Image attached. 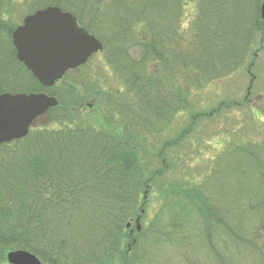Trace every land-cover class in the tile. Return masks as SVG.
Here are the masks:
<instances>
[{"label":"trees","instance_id":"trees-1","mask_svg":"<svg viewBox=\"0 0 264 264\" xmlns=\"http://www.w3.org/2000/svg\"><path fill=\"white\" fill-rule=\"evenodd\" d=\"M29 1L32 10L57 5L73 12L85 29L102 40L105 60L126 86V93L121 94L130 100L129 109L119 108L128 135H119L118 127L96 128L88 119H67V108H75L82 116L86 112L76 90L58 88L61 81L43 87L16 60L12 43L16 26L9 27L5 21L11 4L0 0L2 59L19 65L21 69H12L16 78L18 70L30 76L32 84L23 91H45L59 99L52 111H58L61 127L33 129L22 140L0 145V264H7L8 250L20 248L45 264H157L162 254L176 247L181 246V253L194 252L192 243H175L174 237L178 230L188 231L184 229L190 216L185 211L190 207H198L204 215V239L216 237L224 242L221 251L215 247L218 243H205L214 250L216 264H264V243H257L264 234V164L257 163L252 152L243 154V159H238L241 154L231 155L238 160L233 167L225 168L223 175L208 177L205 184L212 187V193L204 184L193 190L172 184L162 194L166 198L163 207H177L179 212L171 211L167 221L159 215L144 223L148 192L157 191L165 170H152L148 176L137 143L162 130L174 116L171 105L177 90L168 79L178 67L182 78L187 73L197 80L200 75H194L193 69L197 68L198 74L212 80L232 62L244 61L254 37L264 40L261 0H204L197 20L202 34L196 47L194 38L193 47L182 41L174 44L183 0ZM229 6L234 14L224 18L222 11ZM2 73L7 76L10 71L1 66ZM5 89L10 90L0 79V93ZM178 96L182 101L183 91ZM170 145L171 141L164 147ZM164 147L159 156L166 166ZM255 176L262 184L259 191L253 182L243 186L238 180ZM231 178L236 188L227 194L223 179ZM138 217L141 231L135 224L127 228Z\"/></svg>","mask_w":264,"mask_h":264},{"label":"rangeland","instance_id":"rangeland-1","mask_svg":"<svg viewBox=\"0 0 264 264\" xmlns=\"http://www.w3.org/2000/svg\"><path fill=\"white\" fill-rule=\"evenodd\" d=\"M7 1L11 4L5 18L9 27L17 26L16 21L22 22L26 15L35 11L31 9L33 4L29 0ZM48 1L34 0L41 4ZM238 1L236 0V3ZM202 5H204V0H183L177 24L179 31L178 34L176 33L177 37L174 38V44L179 45L181 41L184 45L192 44L194 38V46L198 45L202 33L198 30L200 23L197 20ZM233 14L234 8L231 6L222 11L224 18ZM254 53H256L255 56H253ZM208 56L211 54L209 53ZM236 59L238 57H235ZM239 61L240 59L232 62L230 68L217 72L212 80L207 79L201 73L198 74L197 68H193L194 75H200L197 80L187 73L182 78L179 67L176 73L170 75L168 80L171 85H175L177 90L176 97L172 100L173 105L170 103L172 109L175 110L174 116L165 122L167 124L162 130L160 129L159 132L157 130L156 133L137 141L142 151V163L146 170H149L147 175L149 176L152 170L162 168L165 170L156 184L157 191L148 192V212L144 223L153 222L159 215L167 221L166 217L171 211L179 212L175 211L177 207L168 210H164L163 207L166 198L162 194L172 184L188 185L187 188L190 187L191 190L193 186L204 184L212 193V187L209 184L207 186L205 182L211 174L223 175L225 168L236 164L238 160L231 155L241 154L242 156L238 159H243L246 152H252L255 161L264 164V40L259 35L254 37L252 50L248 56L243 62L239 63ZM1 66L5 71L7 69L10 71L7 76L5 73L0 75V79L6 81L10 89H5V91L27 90L32 84L30 76L22 70L16 71L19 75L16 78L12 69L21 68L11 59L3 61L0 54ZM216 67L220 70V64ZM6 77L11 82H8ZM13 78H16V81ZM58 88H64L66 92L68 89L76 90L79 105L84 108L83 111H86L82 116L75 112V108H67L65 109L67 119L70 117L80 122L88 119L89 124L96 128L102 129L104 126H110L115 129L118 127L119 135H128L124 131L125 125L122 124L124 116L119 111V108L125 111L130 108V100L122 95L126 93V86L120 81L113 68L107 64L104 53L95 54L85 65L67 72L58 83ZM182 91L184 96L181 101L178 93ZM119 94L121 98L117 100ZM50 112L40 117L33 128L40 130L61 128L56 115L58 111H52L51 114ZM126 122L127 117L125 116V124ZM122 131L123 133L120 134ZM169 141L172 145L164 147ZM173 141L176 142L173 143ZM163 147L165 160L168 162L166 166L162 164V158L159 156ZM234 180V178L223 179L226 184V190L223 191L227 194L235 191ZM238 180L243 186L253 182L257 191H259L258 187L262 188L258 176L249 178V180L245 179V181L240 178ZM197 208L190 207L185 211L190 216L189 224L184 229L188 231L178 230L179 232L174 234L175 243H192L195 246L194 252L189 253L185 250L181 253V251L178 252L181 246L178 249L176 247L174 251L162 254L157 264H166L168 259L170 260L168 264H216L214 250L205 243H218L215 247L221 251L224 242L216 237L211 241L204 239L203 233L206 232L207 227L203 222L202 216L204 215L201 216ZM224 238L227 241L226 235ZM257 243H264V234Z\"/></svg>","mask_w":264,"mask_h":264},{"label":"water","instance_id":"water-1","mask_svg":"<svg viewBox=\"0 0 264 264\" xmlns=\"http://www.w3.org/2000/svg\"><path fill=\"white\" fill-rule=\"evenodd\" d=\"M260 13L264 20V0ZM12 38L17 58L43 86L54 85L68 70L85 64L103 49V43L80 27L71 12L57 6L27 15ZM58 104L56 97L44 92L0 94V144L27 136L36 120ZM137 229H141L139 218ZM6 257L10 264H44L24 249L10 250Z\"/></svg>","mask_w":264,"mask_h":264}]
</instances>
